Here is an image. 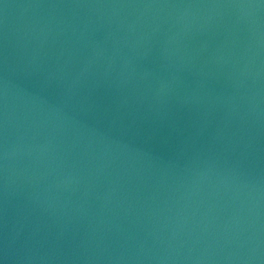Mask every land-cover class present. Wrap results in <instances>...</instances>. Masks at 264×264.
<instances>
[{
    "label": "water",
    "instance_id": "95a60500",
    "mask_svg": "<svg viewBox=\"0 0 264 264\" xmlns=\"http://www.w3.org/2000/svg\"><path fill=\"white\" fill-rule=\"evenodd\" d=\"M0 264H264V0H0Z\"/></svg>",
    "mask_w": 264,
    "mask_h": 264
}]
</instances>
